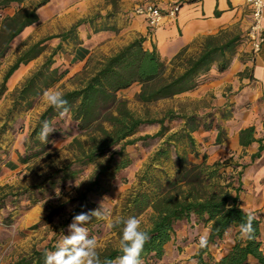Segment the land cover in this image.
Returning a JSON list of instances; mask_svg holds the SVG:
<instances>
[{"label": "trees", "instance_id": "1", "mask_svg": "<svg viewBox=\"0 0 264 264\" xmlns=\"http://www.w3.org/2000/svg\"><path fill=\"white\" fill-rule=\"evenodd\" d=\"M51 0H0V10L11 4L30 2V10H21L12 17H5L0 22V61L8 54L11 44L26 28L39 24L38 10ZM116 9L118 0H110ZM95 18L78 21L67 31L45 37L21 51L12 66L9 67L0 84V96L6 92V84L11 76L21 67L37 60L48 49L47 44L57 40L58 45L51 49L42 65L34 71L12 96V107L8 114L16 110H30L34 101L50 89L65 72L54 67V58L62 50L65 42L73 40L74 49L80 42L77 29L84 25L93 26ZM102 26L99 30H105ZM98 30H96L97 32ZM241 33L221 31L216 35L207 36L200 42L198 53L190 54L187 49L178 53L170 62L164 61L156 49L146 50L144 39L138 37L109 56L89 57L80 73L71 80L77 86L63 93L68 101L72 122L79 132L86 134V141L74 139L71 147H76V153L71 162L57 170L44 184L32 187L23 195L39 191L48 185L54 188L68 181H74L87 166L100 164L93 180L78 199L79 205L74 215L98 209L87 203V195H100L104 192L102 182L113 180L115 175L130 166L131 160L125 152V147L137 143L150 145L158 142L157 149L149 159L138 179V188L130 194L125 202L122 218L140 217L151 211L149 227L144 229L150 239L144 245L141 254L142 264H158L165 255V246L172 240L175 226L183 221L195 218L209 229L208 244L201 247L194 259L196 264H264V251L261 241V221L254 217V239L242 238L241 223L246 222V212L241 208L239 195L242 192L241 177L246 165H239L233 159L207 163V156L199 152L193 134L200 128L209 130L211 126L201 127L200 120L194 115H178L168 111L162 119H148L137 116L128 108V103L119 98L118 94L134 85L140 87L136 100L149 105L159 101L173 99L185 93L193 92L200 86L199 78L206 75L213 67L218 73H224L232 63ZM61 118L56 110L49 105L39 116L32 129L26 151L39 150L32 156L37 157L45 152L49 143L58 133L54 122ZM49 121L55 129L47 143L38 139V133L43 121ZM182 121L183 125L171 132L166 122ZM159 126L155 135H145L134 138L142 129ZM216 145H220L225 133L218 127ZM253 127L239 133V144L248 148L258 143V152L251 156V162L260 159L264 154V138L256 140ZM118 149V150H117ZM31 157L20 160L25 164ZM35 205V203H34ZM3 208V207H2ZM56 212H51L44 219L49 223ZM101 218L93 217L86 225L92 229ZM123 224H116L112 230L122 236ZM231 229H237L238 240L234 246L219 260L212 262L209 254L211 247L217 246ZM48 247L43 250H33L29 255L19 258L10 264H44V253L54 251ZM100 258L115 259L122 255L120 246L97 250ZM205 257L207 260H205Z\"/></svg>", "mask_w": 264, "mask_h": 264}, {"label": "rangeland", "instance_id": "2", "mask_svg": "<svg viewBox=\"0 0 264 264\" xmlns=\"http://www.w3.org/2000/svg\"><path fill=\"white\" fill-rule=\"evenodd\" d=\"M43 15L42 13L41 16L43 17ZM89 18H95V23H100L104 27L107 25L108 16L105 13L96 12ZM103 18L106 20L103 21ZM232 32L237 33L236 30H232ZM45 37L48 36L40 37L36 32L24 44L18 48H12L9 57L5 58L0 66H6L12 57L15 58L12 61L14 63L21 51ZM58 43L57 40L49 42L46 52L29 64L31 69L33 68L31 74L42 65L51 49L55 48ZM245 43V34L241 33V41L237 51ZM73 45V40L62 45V50L54 58V67L64 71V68L72 62L71 57L75 50ZM92 56L101 57L102 55L95 52ZM76 74H72V71L67 70V74L48 90L60 91L61 93L73 90L77 84L71 79ZM4 76L5 73L1 75V81ZM14 91L5 98L0 96V264H10L21 257L29 255L33 250L54 248L63 239L64 235H68V225L72 222V215L79 205L80 195L85 192L89 183L93 180L100 164L105 162V160H100L95 165L85 167L78 179L65 182L62 186L58 184L54 188H49L48 185H44L42 190L23 195L25 191H29L32 187L44 184L54 172L64 168L71 162L76 153V147H71L72 141L78 139L84 142L87 137L86 134L78 131L70 116L65 115L54 122L56 124L54 127L58 129V133L49 143L45 152L33 157L32 155L38 153L39 150L26 151L25 144L39 116L48 104L44 101L42 95L34 101V105L30 110H16L12 114H8L12 107ZM139 91L140 87L134 85L118 94L120 99L127 101L128 108L137 116L148 119H162L168 111H172L179 116L194 115L200 120L201 127L203 125L211 127L218 125V118L211 106L213 97L210 100H199L181 95L173 99L143 105L136 100ZM182 125L183 123L180 120L166 122V126L171 132L178 130ZM158 131L159 126L146 127L134 138L155 135ZM157 146L158 142L155 141L148 146L139 142L125 147V152L131 160L130 166L119 171L113 180L103 181L104 192L101 191L100 195H87V203L97 208H100L103 203V207L108 209V215L102 217L92 229H88L89 236L95 237L98 242L97 250L120 246L118 236L108 225L116 224V221L122 218L125 202L128 196L137 190L139 176ZM24 157L31 158L23 164L20 160ZM233 162L245 165L244 162H240V159H234ZM246 166L248 167L249 164ZM255 200L257 198L249 188L242 186V192L239 195L241 208L246 212L253 211L250 213L256 214L255 217L261 221V241L262 251H264V209L257 210L254 204ZM51 212L56 213L49 223H45L44 219ZM150 214L151 211H148L137 218L140 221L141 230L149 227ZM183 223L185 227L179 226L177 228L180 236L190 233V228H194V224L199 226L198 237L203 235L204 229H208L195 218L183 221ZM237 232V229L229 230L217 246L210 248L209 254L212 262L219 260L234 246L240 238ZM186 241V237L179 240L178 244H174L176 248L174 250L184 251L182 244H186ZM187 253L189 258L184 259L182 264H196L194 257L198 251L193 256L194 251L192 249L187 250ZM205 260H207L206 257Z\"/></svg>", "mask_w": 264, "mask_h": 264}, {"label": "crops", "instance_id": "3", "mask_svg": "<svg viewBox=\"0 0 264 264\" xmlns=\"http://www.w3.org/2000/svg\"><path fill=\"white\" fill-rule=\"evenodd\" d=\"M145 1L157 4L164 14L174 3L180 4V10L176 19L165 16L161 25L151 30L145 19L133 12L137 4ZM31 8L30 2L11 4L0 10V22L5 17H12L21 10ZM96 12L108 16L106 28L101 31L99 29L102 25L94 22L93 26L84 24L77 29L80 45L74 50L72 62L64 68L66 74L67 70L72 71V74L78 73L95 52L109 56L138 37L144 39L143 47L146 50L155 48L164 61L170 62L185 49L190 54L198 53L203 38L221 31L236 30L246 37L251 25V13L245 0H118L116 9L110 0H51L38 10L39 24L26 28L15 38L0 64L9 57L12 48H18L36 32L40 37L59 35ZM13 59L6 66H0V77L12 66ZM32 71L29 64L21 66L8 80L6 92L1 98L19 88ZM199 82L197 90L182 96L199 100H210L213 97L211 106L218 118L216 126L225 133L222 143L216 145L218 128H200L193 134L199 152L207 156L208 164L229 159H240L245 165L249 164L241 177V183L257 198L254 201L255 208L264 209V154L252 163L251 156L258 152L259 144L253 143L248 148H242L239 144V133L250 127L255 130L256 140L264 138V49L253 55L246 41L238 48L224 73H218L216 67H213L199 78ZM183 224L180 222L175 226V235L165 246V255L158 264H182L184 259L189 258L187 250L194 251L192 256L199 250V226L194 224L190 233L180 236L177 228L185 227ZM203 235L208 237L209 229H204ZM184 237L187 238L186 244H182L184 251H175L174 244H178Z\"/></svg>", "mask_w": 264, "mask_h": 264}, {"label": "clouds", "instance_id": "4", "mask_svg": "<svg viewBox=\"0 0 264 264\" xmlns=\"http://www.w3.org/2000/svg\"><path fill=\"white\" fill-rule=\"evenodd\" d=\"M44 101L63 117L69 111L68 101L60 91L45 90ZM55 131L51 123L43 121L38 133V139L47 143L48 136ZM78 186V185H77ZM108 215V209L101 207L81 212L73 216L72 222L68 225V235L57 243L54 251L44 253V264H142L141 254L144 245L150 239L146 231L141 230L140 221L136 217H129L126 220L116 221V224H123L122 236L120 239V251L122 255L115 259H101L97 252L98 242L95 237H90L88 229L84 226L93 217L102 218ZM246 222L241 223L240 232L242 238L254 239L255 229L253 227L254 217L251 213L246 214ZM116 224H109L108 227H115ZM208 244L207 235L200 237V246Z\"/></svg>", "mask_w": 264, "mask_h": 264}, {"label": "built area", "instance_id": "5", "mask_svg": "<svg viewBox=\"0 0 264 264\" xmlns=\"http://www.w3.org/2000/svg\"><path fill=\"white\" fill-rule=\"evenodd\" d=\"M251 13V25L246 34V41L250 45L251 53L258 54L264 49V0H245ZM180 10V4H172L164 14L162 9L151 1L137 4L133 12L136 16L145 19L148 27L153 30L161 25L165 16L176 19Z\"/></svg>", "mask_w": 264, "mask_h": 264}]
</instances>
